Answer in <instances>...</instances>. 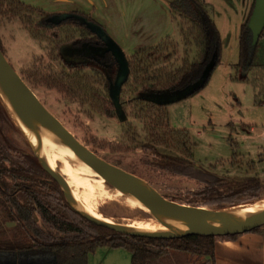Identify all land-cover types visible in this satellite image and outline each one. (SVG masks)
I'll use <instances>...</instances> for the list:
<instances>
[{
	"label": "rangeland",
	"instance_id": "374dc122",
	"mask_svg": "<svg viewBox=\"0 0 264 264\" xmlns=\"http://www.w3.org/2000/svg\"><path fill=\"white\" fill-rule=\"evenodd\" d=\"M18 1L45 14L55 15L69 7H73L71 9L81 14L83 11L87 13L85 8L90 0ZM96 2L95 8L92 9L96 11L99 9L100 21L105 28L100 25L106 32L116 26L114 30H118V33L128 31L132 36L135 29L141 30L139 25L144 24L149 36L152 35L151 42L155 45L152 44L153 46L142 50L155 48L162 43L168 44L167 52L164 54L168 56L167 60L161 58L159 60L155 57L159 61L151 65L150 73H155L158 69L170 73L185 63L197 61V50L190 48L183 41L178 22L170 13L169 0H96ZM253 2L254 0L230 2L206 0L205 9L219 34L218 64L204 87L201 79L200 90L181 101L167 105L169 126L189 134L192 149L190 160L196 166L221 177H227L229 180L258 178L263 183V189H259V198L247 197L245 202L233 206L235 208L225 209L238 210L264 201V52L258 58L263 65L260 74L262 83L259 87H256L252 79L259 75L258 72H250L248 80L242 82L239 78L243 73H238L236 70L239 61L242 12L247 8L249 16ZM5 13L0 14V41L3 53L47 110L83 145L102 159L143 179L166 199L191 206L188 203L195 198L193 194L201 190L203 185L196 180L161 169L159 163L163 162L164 158L158 154V150L171 156H176L178 153L170 148L155 146L151 134L146 129L143 116L142 118L136 116V113L138 114L135 109L136 103H128L129 98L133 99L145 89L131 90L128 96L124 89L121 100L126 102L124 114L127 120L122 121L113 114L111 100L107 99L108 90L101 82L103 75L96 76L92 72L98 69L97 66L87 69L86 74L92 78V85L106 99L101 112L93 103H81L71 94L61 92L55 87H47L43 82L46 76L52 74L58 76L68 69L57 58L56 49L59 45L49 42L48 39L42 41L33 39L19 18L12 19ZM165 23L171 24L175 30L166 29ZM60 32L59 40L64 43L66 42L64 32ZM50 35L57 36L56 33ZM163 35L167 37L161 38ZM114 37L126 57L134 55L128 56V52L132 50H126L123 37L121 39L123 41H120L121 37L118 39ZM213 50L216 58V48L213 47ZM1 129L17 153L30 154L34 157L26 138L16 126L3 120ZM99 200L98 210L114 222L139 224L149 219L148 215L141 211L110 201L107 197ZM195 205L212 209L208 201H199ZM5 218L6 215L0 207V222L8 230L3 238L13 239L15 230L12 229L16 224L4 223ZM35 220L43 229L49 230L39 217L35 216ZM172 254V257L163 258L159 264H202L204 261L201 257H192L179 251H173ZM5 258H9L8 263H14L15 260L17 264H49L53 260L52 257L0 254L3 262ZM88 264H132V262L128 251L101 246L89 254Z\"/></svg>",
	"mask_w": 264,
	"mask_h": 264
},
{
	"label": "trees",
	"instance_id": "16d2710c",
	"mask_svg": "<svg viewBox=\"0 0 264 264\" xmlns=\"http://www.w3.org/2000/svg\"><path fill=\"white\" fill-rule=\"evenodd\" d=\"M205 7L206 0H169L170 13L178 22L183 41L190 48L197 50L198 59L185 63L170 73L164 72V69L150 73L151 65L156 64L160 58L167 60L168 56L164 54L167 52L168 44L162 43L156 46L157 48L141 50L131 57H126L129 76L120 94V104L124 111L126 102L121 100L124 89L127 91V96L128 92L134 89L136 91L145 89L144 92L182 90L199 79L214 53L213 47L217 51V66L220 57L219 34ZM253 7L254 2L240 30L239 61L236 70L238 73L258 72L259 75L252 79L256 87H259L262 83L260 74L263 65L258 58L264 52V31L256 47L252 49L247 25ZM4 12L12 19L19 18L31 37L38 41L48 39L49 42H55L60 46L63 43L59 40L60 31L65 34L66 30L70 29L67 28L68 26L58 27L53 32L57 36H51L47 28L37 23L45 21L52 15L25 6L18 0H0V14ZM72 14L85 19L88 23L96 24L88 16ZM81 27L85 29L83 31L91 33L90 29L82 25ZM0 49L2 50L1 41ZM239 79L245 82L248 77L242 75ZM92 81V78L84 75L80 69H67L58 76L52 74L43 79L47 87H55L61 92L71 94L81 103H93L101 112L106 99L92 85ZM101 82L108 88L107 80L102 78ZM144 92H140L133 99L129 98L128 103H136L135 109L138 112L136 116L141 118L143 116L142 119L155 146L170 148L178 153L176 156H171L158 150V154L164 158V161L159 163L161 169L196 180L203 185L201 190L193 194L195 198L188 204L196 206L199 201H208L212 209L220 210L245 202L247 197L259 198V189H263V183L258 178L229 180L227 177H221L196 166L190 160L192 149L189 134L184 130L172 129L169 126L167 106L154 105L141 99ZM108 98L111 100L110 96H107ZM3 120L12 124L0 103V207L6 215L3 222L16 224L12 229L15 230L14 238L4 239L8 230L0 222V254L52 257L50 264H88L89 254L105 246L128 251L132 264H157L159 260L168 256L170 250L205 257L208 259L206 264H213L216 240L218 238L235 240L238 237V235H229L187 236L169 240L148 239L123 236L91 224L69 207L58 184L43 171L32 155L20 154L13 149L2 132ZM35 216L39 217L49 230L39 226ZM263 228L252 232H259Z\"/></svg>",
	"mask_w": 264,
	"mask_h": 264
},
{
	"label": "water",
	"instance_id": "95a60500",
	"mask_svg": "<svg viewBox=\"0 0 264 264\" xmlns=\"http://www.w3.org/2000/svg\"><path fill=\"white\" fill-rule=\"evenodd\" d=\"M77 19L104 43L118 65L117 75L109 86V96L117 110V116L126 121L121 110L120 94L128 80L129 67L126 56L118 44L97 24L88 23L74 14L55 15L56 21ZM59 23V22H58ZM247 28L250 33V45L254 49L264 31V0H254V7ZM214 55L204 68L199 79L178 91L144 92L141 99L154 105L167 106L178 102L200 90L207 83L216 66ZM202 79L203 86H199ZM0 103L10 121L26 138L33 155L43 171L56 182L69 207L84 220L106 228L123 236L148 239H180L187 236L224 237L250 233L264 227V210L242 213L229 209L213 210L205 207L189 206L170 201L143 179L114 166L83 145L47 108L43 105L31 87L12 67L0 49ZM12 116L20 125L14 123ZM31 137L35 141L31 140ZM43 137L52 138L62 148L72 152L79 160L99 173L110 185L133 198L148 210V215L166 227V230L143 231L117 222H105L88 214L80 207L72 191L58 174L50 167L42 155Z\"/></svg>",
	"mask_w": 264,
	"mask_h": 264
},
{
	"label": "bare ground",
	"instance_id": "6f19581e",
	"mask_svg": "<svg viewBox=\"0 0 264 264\" xmlns=\"http://www.w3.org/2000/svg\"><path fill=\"white\" fill-rule=\"evenodd\" d=\"M12 119L19 127L18 120L16 121L13 116ZM31 140L35 141L33 137H31ZM42 155L50 167L55 169L68 185L80 207L92 217L105 222H114L98 210V200L104 197L148 215V210L143 205L133 198L126 196L119 189L108 185L107 181L99 173L79 160L72 152L62 148L57 142L52 141V138L43 137ZM260 210H264V201L250 207L238 209L237 211L252 213ZM148 217V221L139 224H121L143 231L166 230V227L154 218L149 215Z\"/></svg>",
	"mask_w": 264,
	"mask_h": 264
},
{
	"label": "crops",
	"instance_id": "0c3cea01",
	"mask_svg": "<svg viewBox=\"0 0 264 264\" xmlns=\"http://www.w3.org/2000/svg\"><path fill=\"white\" fill-rule=\"evenodd\" d=\"M228 1L230 2L232 0H227V2ZM80 3L82 2L80 1ZM95 3H97L96 0L95 1L90 0L89 4L85 8V10H87V13H84L83 11L82 14L89 16L97 25H99L106 32V30L104 29L105 26L100 21L99 9L97 11L96 9L95 10L92 9V8H95ZM97 5L99 6V4ZM71 8L73 7H69L66 10H61L58 13L67 14L71 12H79ZM247 18H248V10L246 8L242 12V23L240 24L241 27L245 24ZM100 24H102L104 28ZM165 25L167 27L166 29H171V31L175 30V28H173L171 24L165 23ZM139 26L141 27V30L136 28L132 36H130L128 31H124L125 34L118 33L119 32L118 30H114L117 28L116 26H115L116 28L114 27L113 29H110V31L107 29L108 30L107 32L109 34L107 32L106 34L110 38H112V40H114L113 37L115 36L117 39L118 37L119 38L121 37L120 41H123L121 40L123 37L124 39L123 42L126 45V50H132L131 52H128V56H131L135 54L136 52H138L139 50L149 48L150 46H153L152 44H154L151 42L152 35L149 36V32L145 28V25L142 24ZM241 27H240V30H241ZM163 37H167V35H163L161 38ZM242 73L244 76L248 77V74H250V71L249 72L243 71ZM173 251L175 250H170L168 253V256L165 258L172 257ZM214 253L215 254H214L213 264H264V228L261 229L259 232H250V233L240 234L235 240L218 238L215 242ZM190 256L193 257V255H190ZM201 258H203L204 260L202 264H206L208 259L205 257H201ZM8 260L9 258H5V261L3 262L2 259H0V264H4V263L5 264H17L18 263V262L16 263L15 260H13L14 263H8ZM161 260H159L157 264H159ZM19 264H22V263H19ZM174 264H178V263H174Z\"/></svg>",
	"mask_w": 264,
	"mask_h": 264
},
{
	"label": "flooded vegetation",
	"instance_id": "af4514ba",
	"mask_svg": "<svg viewBox=\"0 0 264 264\" xmlns=\"http://www.w3.org/2000/svg\"><path fill=\"white\" fill-rule=\"evenodd\" d=\"M72 13L81 14L79 12H71V14ZM55 15L60 14L58 13ZM55 15H52L45 21L38 22L37 24L47 28V31L50 33H53L58 27L63 28L68 26L67 28H70L67 29L66 33L64 34L66 42L58 46L56 49L57 58L59 61L61 60L65 64V68H68V70L80 69L86 76H89L86 74L87 69L97 66L98 69H95L92 72L95 73L96 76L103 75L102 78L107 80L108 88L106 89L108 90L109 96V86L114 82L118 70V65L115 62L112 54L107 51L106 46L96 34H94L92 31L91 33L83 31L85 29L81 27V25L85 28H87V26L83 25L81 21L73 18L67 19L65 21H56V19H53ZM113 108V114L116 116L118 113L114 105ZM121 110L125 113L122 106Z\"/></svg>",
	"mask_w": 264,
	"mask_h": 264
}]
</instances>
